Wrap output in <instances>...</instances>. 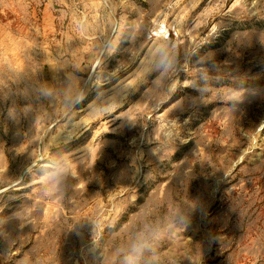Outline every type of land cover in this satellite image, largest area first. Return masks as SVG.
Instances as JSON below:
<instances>
[{"label": "rangeland", "instance_id": "rangeland-1", "mask_svg": "<svg viewBox=\"0 0 264 264\" xmlns=\"http://www.w3.org/2000/svg\"><path fill=\"white\" fill-rule=\"evenodd\" d=\"M0 264H264V0H0Z\"/></svg>", "mask_w": 264, "mask_h": 264}]
</instances>
